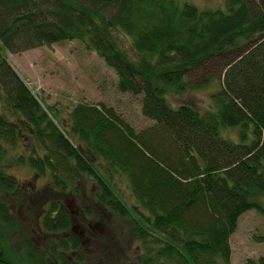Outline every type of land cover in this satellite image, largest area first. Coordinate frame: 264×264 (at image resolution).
<instances>
[{
  "label": "trees",
  "instance_id": "16d2710c",
  "mask_svg": "<svg viewBox=\"0 0 264 264\" xmlns=\"http://www.w3.org/2000/svg\"><path fill=\"white\" fill-rule=\"evenodd\" d=\"M225 1L227 11L176 0H0V50L77 40L114 71L120 92L141 97L149 121L137 129L111 105L79 102L66 128L0 52V102L7 103L0 112V191L18 186L2 165H25L48 177L46 189L76 198L87 177L96 202L127 221L142 244L143 264H230L240 215L264 214V0ZM117 31L130 37L133 55L117 43ZM211 65L224 73L210 94L215 109L172 106L166 94H182L193 72ZM236 127L237 141L221 135ZM22 131L30 139L18 152ZM104 173L123 175L147 216L128 207ZM39 216L49 233L70 228L55 201ZM16 220L0 198V264H19L2 249ZM70 244L80 250L73 234L68 244L51 239L45 248L30 238L24 258L71 264ZM243 264H264V257Z\"/></svg>",
  "mask_w": 264,
  "mask_h": 264
},
{
  "label": "rangeland",
  "instance_id": "374dc122",
  "mask_svg": "<svg viewBox=\"0 0 264 264\" xmlns=\"http://www.w3.org/2000/svg\"><path fill=\"white\" fill-rule=\"evenodd\" d=\"M189 2L201 9H222L227 11L225 0H176ZM117 43L133 55L131 39L121 31L115 34ZM2 55L11 68L38 97L43 108L53 111L60 122L67 126V114L79 102H104L113 106L137 129L149 123L140 109L139 95L120 92L116 88L117 76L95 51L87 50L77 40H68L30 48L17 53L1 49ZM189 77L191 86L182 93H167L172 106L186 103L201 112L215 109L210 94L219 89L223 72L218 75L214 66L197 69ZM195 86V87H193ZM7 103L0 102V112H6ZM50 114V112H49ZM13 118V117H10ZM20 148L24 151L30 139L22 131ZM237 127L221 131V135L237 141ZM264 137V133L262 134ZM97 167L99 162H96ZM4 166V167H3ZM7 173L13 175L18 186L7 193L0 191V198L9 204L15 216L16 226L8 230L6 243L2 249L10 261L28 264L24 258L23 247L31 238L36 246L47 247L51 239L64 240L68 244L72 234L80 243V250L74 251L72 244L66 255L74 260L71 264H143L142 244L130 232L127 221L111 214L96 202L95 183L87 177H81L80 197L57 193L46 189L48 177L35 175L25 165H2ZM114 192L133 211L147 216L131 195L125 177L119 173H104ZM264 206V194L260 195ZM51 201L64 205L70 216V228L59 233H49L41 225L43 208ZM230 264H243L247 259L264 257V214L254 209L245 211L238 218L235 231L229 238ZM78 259H77V258ZM48 264H58L47 260Z\"/></svg>",
  "mask_w": 264,
  "mask_h": 264
},
{
  "label": "water",
  "instance_id": "95a60500",
  "mask_svg": "<svg viewBox=\"0 0 264 264\" xmlns=\"http://www.w3.org/2000/svg\"><path fill=\"white\" fill-rule=\"evenodd\" d=\"M34 95V94H33ZM34 97L36 98V100L39 102V104L42 106V104H41V102L39 101V99H38V97L37 96H35L34 95ZM43 107V106H42ZM44 110L46 111V109L44 108ZM48 114H49V112L48 111H46ZM50 115V114H49Z\"/></svg>",
  "mask_w": 264,
  "mask_h": 264
}]
</instances>
